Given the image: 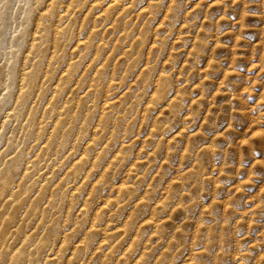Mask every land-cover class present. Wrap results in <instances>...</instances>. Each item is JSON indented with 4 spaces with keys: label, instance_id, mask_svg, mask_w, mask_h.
<instances>
[{
    "label": "rangeland",
    "instance_id": "rangeland-1",
    "mask_svg": "<svg viewBox=\"0 0 264 264\" xmlns=\"http://www.w3.org/2000/svg\"><path fill=\"white\" fill-rule=\"evenodd\" d=\"M60 1L31 0L27 15L12 1L0 20V264H264V0H119L107 13L110 0H87L69 23L39 18ZM93 26L99 56L75 45ZM104 59L115 80L95 88ZM59 113L76 119L64 146ZM84 151L103 155L81 184L70 167Z\"/></svg>",
    "mask_w": 264,
    "mask_h": 264
},
{
    "label": "bare ground",
    "instance_id": "bare-ground-1",
    "mask_svg": "<svg viewBox=\"0 0 264 264\" xmlns=\"http://www.w3.org/2000/svg\"><path fill=\"white\" fill-rule=\"evenodd\" d=\"M12 1H15L18 5H19V8H18V10H19V12H20V14L21 15H24V14H28V11H27V8H26V6L31 2V0H0V7H1V10L2 11H0V20H7V18H8V16H7V13H6V11H7V9H8V5H9V3L10 2H12ZM109 1V0H108ZM118 1L119 0H110L109 1V3H108V6L106 7V8H104L103 9V11L105 12V13H107L108 11H110V10H112L117 4H118ZM83 2L85 3V2H87V0H68V1H65V2H61L60 1V3L62 4V9L61 10H59V11H57V13L56 12H52V13H49V12H47V11H41V12H39L40 14H39V18L41 17V18H43V17H45V18H47V19H51V18H54L55 17V20L56 21H62V20H64V22H71L73 19H74V15L76 16V14H77V11L79 10V7L83 4ZM90 2H92L91 3V6H93L94 4H97L98 3V0H90ZM46 3V2H45ZM55 3H57V0H51V3H50V6L52 7V8H54L55 7ZM107 3V2H106ZM105 3V4H106ZM98 6V5H97ZM106 6V5H105ZM87 7V6H86ZM83 8V7H82ZM102 8V7H101ZM39 9V8H38ZM41 10V9H40ZM39 10V11H40ZM87 10H88V7H87ZM56 13V14H55ZM84 14V13H83ZM96 14V13H95ZM40 18V19H41ZM81 18V17H80ZM83 18V17H82ZM81 18V19H82ZM92 18H94V17H92ZM80 20V19H79ZM93 20V19H92ZM36 22V21H35ZM64 22L61 24V25H58L57 24V26H56V29H55V33H52V34H55L54 35V37H53V41H51V42H53L52 43V48H53V51H52V53H51V55H50V58H60V60H61V57H62V52H63V49H64V47H63V45H62V41H63V37L61 36L62 35V33H61V29H62V25H64ZM67 23V24H68ZM79 23H80V21H79ZM67 24L64 26V27H66L67 26ZM92 24H93V22H92ZM92 24H91V26H92ZM36 25V24H35ZM54 25H56V24H54ZM37 26V25H36ZM35 26V27H36ZM78 27V26H77ZM76 27V28H77ZM95 27L96 26H93L92 28H91V31H90V33H91V35L89 36V37H87L86 39H84V40H81V39H78L75 43V45L76 46H78V48H80L81 50H84V49H88V48H92L94 45H96V47H95V54L96 55H100V53H101V51L102 50H105L106 48H108V41L107 40H105L104 38H102L99 42L98 41H96L95 39H94V35H96L95 33H96V30H95ZM127 27V26H126ZM129 28V27H128ZM128 28H125L124 30H125V32H124V35L126 36V37H128L129 35H130V29H128ZM43 29V28H42ZM41 29V30H42ZM7 30H8V28H7V26L2 22L1 24H0V50H2L4 47H10V36L8 35V32H7ZM77 30V29H76ZM11 31H13V30H11ZM132 31V30H131ZM15 32V31H14ZM32 32V31H31ZM77 32V31H76ZM120 32V31H119ZM34 33V32H33ZM36 33H40V34H42L41 32H39L37 29L35 30V34ZM12 34V33H11ZM31 35H33L32 33H31ZM86 36V35H85ZM117 37V36H116ZM134 36H132L131 37V39H134L133 38ZM41 38H43V36H38V35H34L33 37H31V41H30V44H29V46L30 47H28V49H34V47L36 48V44H37V42H38V40H40ZM76 39V38H75ZM136 39V49L137 50H139L140 49V47H142V45L143 44H145V33H140V36L138 37V38H135ZM115 40V39H114ZM113 42V41H112ZM122 45V44H121ZM109 46H111V45H109ZM114 46V45H113ZM72 47V46H71ZM124 47V46H123ZM109 49V48H108ZM10 51V50H9ZM76 51V50H75ZM126 53V52H125ZM9 54V53H8ZM120 54V53H119ZM30 55V54H29ZM78 55V54H77ZM71 56V55H70ZM119 56V55H118ZM30 57H31V55H30ZM49 59V58H48ZM47 60V59H46ZM58 61V62H60L61 63V61ZM105 61L104 62H102L99 66H96V71H97V75H96V77L94 78V81H95V83L92 85L93 87H95V88H97L99 85H102V84H105V83H107V85L108 84H111L114 80H115V78H113V77H111V78H109L108 80H105V78H103V72H104V68H105V66H107V65H109L110 63L106 60V59H104ZM32 61V60H31ZM67 61H69V60H67ZM107 61V62H106ZM48 62V61H47ZM62 62H63V58H62ZM75 62H76V60L75 61H70V62H68L65 66H68L67 68H69V69H72V68H74L75 67ZM23 66V65H22ZM21 66V67H22ZM46 66V65H45ZM6 68H7V66H6ZM29 68V67H28ZM24 69V68H23ZM27 69V68H26ZM63 70V69H62ZM110 72H111V70H110ZM109 72V73H110ZM21 73H22V71H21ZM31 73H32V71L31 70H29V71H27V70H24V72L22 73L23 74V76H26V75H29V76H34V75H31ZM8 75H9V73L7 72L6 74H5V76L6 77H8ZM59 75V74H58ZM111 76V75H110ZM23 78V77H22ZM21 81V80H20ZM161 81H162V79H161ZM161 81H159V84L161 83ZM1 82H2V80L0 79V86H1ZM5 83V82H4ZM3 83V84H4ZM53 84H55V83H53ZM5 85V84H4ZM106 85V86H107ZM21 87V86H20ZM4 88H5V86H4ZM51 88H52V86H51ZM26 89V88H25ZM39 90V89H38ZM37 90V91H38ZM110 89H106L105 91H109ZM30 91V90H29ZM34 91V90H33ZM53 91V95H52V100H55L56 98H57V95L61 92L60 91V87L59 86H55V88L52 90ZM51 96V95H50ZM17 97V96H16ZM107 99V98H106ZM105 99V104L108 102V99L106 100ZM99 104H100V102H99ZM28 105V104H27ZM101 105V104H100ZM102 106V105H101ZM111 106L112 105H109V106H105V108H104V110H103V116H102V118H103V121H104V123L106 124L107 122H108V119H107V115H106V109H109V108H111ZM28 108V107H27ZM33 108V107H32ZM29 110V109H28ZM49 110L50 111H52V110H55V107L54 106H50V108H49ZM19 115H21V114H19ZM112 115V114H111ZM62 113H59L58 114V117H57V119L55 120V122H54V124H53V128H54V132H53V137H54V142H57V144L58 145H62V146H64V145H66V139L65 138H61V137H58V132H59V129L60 128H64V127H69V126H71L73 123H74V121L76 120L75 119V117L73 118V119H69V120H67V119H62ZM117 120V119H116ZM39 125V124H38ZM73 127V126H72ZM56 133V134H55ZM47 135V134H46ZM44 141V140H43ZM41 143V142H40ZM42 144V143H41ZM38 146H41V145H38ZM48 146V145H47ZM39 148V147H38ZM40 149V148H39ZM48 150V149H47ZM38 151V150H37ZM46 151V150H45ZM56 151V150H55ZM61 151V150H60ZM68 151V150H67ZM66 153V152H65ZM64 153V154H65ZM99 157H98V159H92V158H90L89 156H88V154H87V152L86 151H84L83 153H81V154H79L78 155V157H76V158H74L73 160H72V163H71V167H70V169L72 168V172L73 173H75V172H77L78 170H80V182L79 183H83L84 181H85V179H86V177H87V173L89 172V170L88 169H90V168H92V167H96V166H98V164H99V161H100V158H101V156L103 155V152L102 151H100L99 153ZM52 156V155H51ZM50 159H51V157H50ZM53 159V158H52ZM61 160V159H60ZM52 162V161H51ZM26 165V164H25ZM56 165V164H55ZM45 167V166H44ZM54 167V166H53ZM43 169V168H42ZM51 169V168H50ZM55 169V168H54ZM86 171V172H85ZM47 174H48V170H47ZM31 175V174H30ZM31 177H32V175H31ZM60 178V177H59ZM42 181V180H41ZM44 181V180H43ZM41 183V182H40ZM81 184H76L72 189H70V193H75L77 190H79L80 188H81ZM37 189H39V188H37ZM51 189V188H50ZM36 193V192H35ZM46 193V192H45ZM50 193V192H49ZM33 195V194H32ZM69 206V205H68ZM67 206V207H68ZM42 209V208H41ZM83 213H87L89 210H90V208H89V206H88V203L86 204H83V206L81 207V209H80ZM37 246V245H36ZM28 252V251H27ZM29 252H31V250L29 251Z\"/></svg>",
    "mask_w": 264,
    "mask_h": 264
}]
</instances>
